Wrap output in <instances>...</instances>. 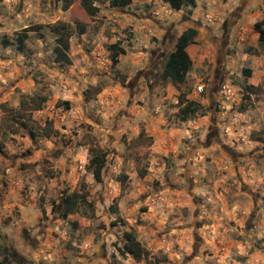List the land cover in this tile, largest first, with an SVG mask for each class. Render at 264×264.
<instances>
[{"label":"rangeland","instance_id":"374dc122","mask_svg":"<svg viewBox=\"0 0 264 264\" xmlns=\"http://www.w3.org/2000/svg\"><path fill=\"white\" fill-rule=\"evenodd\" d=\"M191 1L95 0L90 17L80 0H0V248L24 264H143L119 251L131 231L162 264H264V0ZM187 28L191 68L163 81ZM188 102L202 115L182 120Z\"/></svg>","mask_w":264,"mask_h":264},{"label":"trees","instance_id":"16d2710c","mask_svg":"<svg viewBox=\"0 0 264 264\" xmlns=\"http://www.w3.org/2000/svg\"><path fill=\"white\" fill-rule=\"evenodd\" d=\"M63 8L67 9L72 0H63ZM95 0H80V5L85 13L93 17L98 12L97 6L94 4ZM169 4L170 8L173 10H179L181 6L186 5L191 0H164ZM131 3V0H109V5L111 7H127ZM64 27V26H63ZM54 28V33L58 36L56 39L55 51L60 55L62 54V49L65 47V30L66 28ZM257 27V25H256ZM82 31V30H81ZM82 33V32H81ZM259 42H264V30L259 29ZM197 32L194 28H187L183 31L177 38L175 43V49L168 55L163 70L161 72V80L167 81L172 80L178 83H183L185 81L186 75L191 68V60L188 56L186 48L188 45L195 41ZM8 44V42H6ZM19 50L22 51L23 44H19ZM109 59L113 65L118 63V56L123 53V48L119 47L117 44H112L108 47ZM243 73H250L248 70H243ZM34 110H38V106H33ZM32 109V110H33ZM182 113V120H186L197 114L202 115L200 111V106L196 102H188L184 108L180 110ZM17 117L22 114L19 111L16 112ZM21 126L27 127L26 122L21 123ZM42 133L46 134V128H43ZM31 135H34V131L30 128ZM0 149L2 146L0 144ZM104 155L98 150H92V156L87 165V171L90 172L96 181H101L102 179V168L104 167ZM127 176L125 174H120L118 176V181L121 187L124 188L126 184ZM81 193L72 192L70 194L64 195L60 205L55 206L54 211L58 213L61 218H66L70 214H74L79 210V206L83 204L86 200L87 190L85 184H81ZM113 212L116 211L114 206H111ZM122 218H117L112 222V225L122 222ZM119 251L123 255H129L135 262H142L143 264H162L167 261V257L164 254H154L150 252L144 245L136 238L134 233L131 231H125L123 233L122 246ZM0 264H24V257L18 253L15 249L11 248H0Z\"/></svg>","mask_w":264,"mask_h":264},{"label":"built area","instance_id":"2783aa9c","mask_svg":"<svg viewBox=\"0 0 264 264\" xmlns=\"http://www.w3.org/2000/svg\"><path fill=\"white\" fill-rule=\"evenodd\" d=\"M202 91H203V88H202V86H200V87L198 88V92L201 93Z\"/></svg>","mask_w":264,"mask_h":264}]
</instances>
